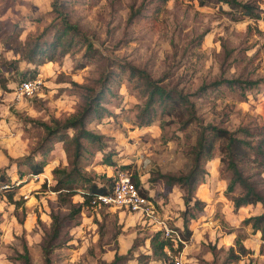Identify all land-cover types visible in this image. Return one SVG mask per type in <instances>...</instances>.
<instances>
[{"label": "rangeland", "instance_id": "1", "mask_svg": "<svg viewBox=\"0 0 264 264\" xmlns=\"http://www.w3.org/2000/svg\"><path fill=\"white\" fill-rule=\"evenodd\" d=\"M259 2V18L233 20L222 12L225 4L197 0H0V183L8 184L0 195V264H22L18 253L23 242L30 264H44L41 246L49 231V212L65 211L56 204L51 189V170L68 164L64 142L50 145L40 173L29 172L26 161L40 159L35 146L43 133L34 120L75 113L83 92L88 87L92 93L101 89L106 74L97 112L87 115L85 126L103 135V151L116 168L101 162L102 150L96 144H87L80 162L90 174L110 175L126 167L135 173L152 198L158 218L177 229L184 242L165 248L167 259L149 255L148 235L159 229L156 224L127 211L85 204L64 221L49 252L51 264H97L99 259H110L115 250L126 253L134 242L120 264H165L179 253L184 264H264V239L241 222L261 206L233 208L224 194L229 172L219 160L218 140L212 156L202 163L205 173L195 195L204 205L188 220L186 238L180 214L182 189L178 184L166 185L160 177L189 170L199 123L229 130L247 126L251 139L261 136L264 0ZM62 15L92 43L91 58L82 56L85 40L73 35L69 42L70 31L62 44L51 45ZM26 42L42 49L34 61L11 48L27 47ZM64 47L68 50L63 51ZM44 53L51 54V60L37 63ZM119 63L143 68L165 87L186 93L197 119L181 127L176 118L171 120L155 107L150 122L138 125L135 113L143 97ZM27 77L40 79L37 92L19 93V81ZM221 78L257 82L244 94L225 83L207 86ZM203 84L207 87L198 90ZM80 192L72 195L73 201L82 199ZM236 238L247 250L231 258L227 248H236ZM143 254L148 257L138 256Z\"/></svg>", "mask_w": 264, "mask_h": 264}, {"label": "trees", "instance_id": "2", "mask_svg": "<svg viewBox=\"0 0 264 264\" xmlns=\"http://www.w3.org/2000/svg\"><path fill=\"white\" fill-rule=\"evenodd\" d=\"M259 1L197 0L199 4H225L227 9H222V12L226 13L233 20H238L245 16L253 19L259 18V14L262 11ZM69 31V42L72 40L73 35L85 40V50L82 56L88 59L91 58L94 51L92 43L86 40V36L81 34L74 24L66 20V15H62L61 27L53 41H51V45L56 46L58 43L62 44L61 39ZM11 48L19 52L20 56L26 57L30 61H34L42 53V49L36 48L35 45L25 47L21 44ZM65 50H68V48L64 47L63 51ZM44 54L43 59L40 57L41 59H38L39 61L37 63L51 60V54ZM12 62L14 63V61ZM82 65L83 63H80L79 66ZM118 66L120 70L127 72L128 78L132 81V87L143 97V101L138 105L135 113V120L138 125H145L150 122L155 107H158L161 112L168 114L171 120H173V117L176 118L174 120L180 122L181 127L197 119L193 101L189 99L186 93L165 87L159 83L158 79L152 77L143 68L125 63H119ZM107 79L108 74L101 81V89L95 93L89 92L92 90L91 87H88L83 92L81 95V107L75 113L68 114L63 118L52 117L48 121L34 120L43 133L35 146L37 152L40 154V159L26 161L29 172L31 174H38L42 171L43 165L45 164L43 156L50 149V145L56 140L64 142V151L68 161L67 166L54 167L51 170L52 178L54 179V184L51 189L55 191L56 204L65 207V211L59 213L51 210L49 212V231L43 238L41 246L44 264H51L49 252L59 236L64 221L80 212L83 205L90 204L93 196L100 193H108L111 190L112 175L100 172L90 174L80 162L87 144H96V149L102 150L103 158L101 162L104 164L112 163H110L109 153H104L105 151H103L105 146L104 141H102L103 135L95 133L85 126L87 115L91 111L97 112L95 107L99 105L102 87H104ZM256 82V80L251 79L221 78L213 80L207 86L225 83L227 85H233L234 88H238L243 93L244 90L255 86ZM207 86L204 84L200 85L198 90L202 91ZM69 130L71 131L70 133ZM260 134V137L253 140L249 137L251 136V132L247 126H238L234 130H229L216 124L199 123V129L193 144L192 165L189 170L185 173H162L160 175L166 185L178 184L182 189L181 199L184 207L180 214L181 223L185 229L184 238L190 232V229L187 227L188 220L195 217L204 205V201L195 195V190L198 182L202 181L205 173L202 163L212 156L215 140H218L219 160L229 172L224 194L228 195L234 209L247 204H260L261 210L258 213L244 217L241 222L244 225H248L253 231L259 232L260 237L264 239V128ZM111 166L116 168L114 164H111ZM119 167L125 168L122 166ZM130 176L139 191L149 197V194L141 187L137 175L130 173ZM7 186L2 188L0 195ZM78 189L81 191L80 196L82 199L80 201H73L72 195ZM236 189L237 191L234 192ZM11 193V191L7 193L8 199H11ZM234 244L236 248L229 246L227 248V254L231 258H239L245 254L247 249L238 238L234 240ZM135 245V242L131 244L126 253H118L115 250L110 259H99L97 264H120V261L126 259V256L129 255ZM148 245L150 249L149 255L167 259V251L165 248H170L172 242L170 238L164 237L161 230L158 229L148 235ZM18 256L21 258L22 264H30V257L25 242L22 243L21 252L18 253ZM138 256L148 257L147 254ZM137 260H139V257H137ZM168 262H165V264H168Z\"/></svg>", "mask_w": 264, "mask_h": 264}, {"label": "built area", "instance_id": "3", "mask_svg": "<svg viewBox=\"0 0 264 264\" xmlns=\"http://www.w3.org/2000/svg\"><path fill=\"white\" fill-rule=\"evenodd\" d=\"M40 85L38 77H27L19 81V93L31 94L37 92ZM112 187L108 193H100L92 197L89 205L97 207H106L109 209H118L123 212L136 214L143 221L154 223L161 230L164 237L170 238L172 244L183 243L179 232L175 228L167 227L165 223L158 218V212L155 208L152 198L143 195L131 179L130 172L125 169L112 171ZM7 183H0V193ZM162 224V225H161ZM168 264H184L182 255H173Z\"/></svg>", "mask_w": 264, "mask_h": 264}]
</instances>
